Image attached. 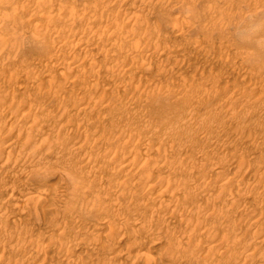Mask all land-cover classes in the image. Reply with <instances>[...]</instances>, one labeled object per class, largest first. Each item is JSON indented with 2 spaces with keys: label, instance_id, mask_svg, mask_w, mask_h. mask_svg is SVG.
<instances>
[{
  "label": "rangeland",
  "instance_id": "1",
  "mask_svg": "<svg viewBox=\"0 0 264 264\" xmlns=\"http://www.w3.org/2000/svg\"><path fill=\"white\" fill-rule=\"evenodd\" d=\"M0 121V264H264V0H0Z\"/></svg>",
  "mask_w": 264,
  "mask_h": 264
},
{
  "label": "bare ground",
  "instance_id": "2",
  "mask_svg": "<svg viewBox=\"0 0 264 264\" xmlns=\"http://www.w3.org/2000/svg\"><path fill=\"white\" fill-rule=\"evenodd\" d=\"M62 17H63V16H62ZM60 18H61V17H60ZM141 21H142V20H141ZM144 22H145V21H144ZM140 23H141V22H140ZM143 24H144V23H143ZM143 24H142V25H143ZM140 25H141V24H140ZM136 26H137V25H136ZM116 28H117V27H116ZM119 28H120V26H119ZM144 29H145V28H144ZM117 30H118V29H117ZM119 30H120V29H119ZM122 30L125 31L126 29L123 28ZM114 31H116V30H114ZM127 32H129V31L127 30ZM122 33H124V32H122ZM126 35H128V34H126ZM130 35H131V34H129V36H130ZM126 38H127V37L125 36L124 39H126ZM131 38H132V37H131ZM129 41H130V40H129ZM129 41H128V42H129ZM130 43H131V42H130ZM65 65H66V64H65ZM219 74H220V73H219ZM217 77H218V76H217ZM215 78H216V76H215ZM257 85H258V84H257ZM254 88H255V87H254ZM190 90H192V88H191ZM195 90H196V89H195ZM191 93H192V92H191ZM191 93L188 92V94H191ZM183 94H184V93H183ZM188 94H187V95H188ZM183 96H185V95H183ZM185 98H187V99H186V100H187V104H188V103H189V104H192V103L197 102V99H196L193 95H188V96L185 97ZM195 100H196V101H195ZM188 106H189V105H188ZM243 107H244V106H243ZM185 108H186V107H185ZM185 108H183V109H185ZM189 108H190V107H189ZM240 108H242V107H240ZM245 108H246V107H245ZM185 110H186V109H185ZM245 110H246V109H245ZM245 110H243V111H245ZM224 111H225V110H224ZM224 111H223V112H224ZM69 112H70V111H69ZM181 112H182V111H181ZM67 113H68V112H67ZM182 113H184V111H183ZM185 114H186V113H185ZM187 114H188V113H187ZM222 115H224V114H222ZM226 117H228V116H226ZM226 117H225V118H226ZM227 119L230 120V118H226V120H227ZM233 119H234V118H233ZM240 119H241V118H240ZM230 121H233V120H230ZM230 121H229V122H230ZM235 121H236V120H235ZM0 122H1V121H0ZM1 124H2V122H1ZM1 124H0V126H1ZM228 124H229V123H228ZM230 124H231V123H230ZM39 125H40V124H39ZM41 126H42V125H41ZM41 126H39V127H41ZM42 127H43V126H42ZM44 127H45V125H44ZM41 129H42V128H41ZM262 129H263V128H262ZM260 130H261V129H260ZM209 131H210V133L212 132L211 130H209ZM205 132L209 133L208 130L205 131ZM210 133H209V134H210ZM204 134H206V133H203V135H204ZM150 147H151V145H149V148H150ZM149 148H148V149H149ZM84 154H85V153H84ZM86 155H87V154H86ZM86 155H84V156H86ZM32 157H34V156H32ZM87 158L89 159V156H88ZM129 161H130V160H128L127 162H129ZM88 162H89L88 160L86 161V159H84V161L81 162V165H82V166H83V165L85 166V165L88 164ZM179 166H180V164H179ZM179 166H178V168H180ZM175 167L177 168V166H175ZM173 169H175V168H173ZM171 171H172V170H171ZM180 171H181V170H180ZM172 172H173V171H172ZM175 172H176V170H175ZM177 172H178V171H177ZM173 174L175 175V173H173ZM173 174H172V175H173ZM172 175H171V176H172ZM174 175H173V176H174ZM221 184H222V183H221ZM223 184H224V183H223ZM56 189H57V187L54 186L53 189H52V192H53V190H54V192H55ZM54 192H53V193H54ZM56 192H57V191H56ZM56 192H55V193H56ZM53 193H52V194H53ZM52 194H51V195H52ZM104 220H106V219H104ZM191 237H192V235H191ZM191 237H190V238H191ZM190 240H192V238H191ZM137 257H138V256H137ZM160 264H161V263H160Z\"/></svg>",
  "mask_w": 264,
  "mask_h": 264
}]
</instances>
